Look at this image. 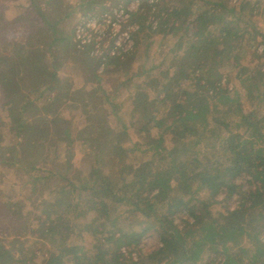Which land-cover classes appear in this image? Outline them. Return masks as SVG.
I'll use <instances>...</instances> for the list:
<instances>
[{"label":"trees","instance_id":"1","mask_svg":"<svg viewBox=\"0 0 264 264\" xmlns=\"http://www.w3.org/2000/svg\"><path fill=\"white\" fill-rule=\"evenodd\" d=\"M79 1L70 5L68 0H46L45 5L53 12L49 15L40 11L39 3L29 0L28 4L34 6L28 8H35L36 13L33 18L26 13L18 21L23 30L18 32L19 38L10 36L8 26L12 22L6 20L0 7V110L7 119L0 123L2 131L11 133V139L5 141L0 135V188L9 186L14 170L27 172L25 185L44 180L47 175L50 182L45 188L53 205L45 211L47 223L41 220L36 227L33 225V217L41 214L39 207L32 210L36 214H29L28 228L37 232L40 240L25 259L21 257L23 251H13L12 241L4 244L23 210L14 207L16 201L12 198L0 200V234H5L0 237V264L38 260L36 248L42 249L39 264H264V111H245L236 90H226L218 101L210 102L201 86L206 64L218 73L229 60L230 68L237 70L255 96L264 99L263 86L259 85L264 79V54L258 53L251 42L262 32L248 30L255 25L244 20L249 12L247 16L242 13L246 9L242 2L250 7V0L230 6L226 0H195L188 5H197L190 24L183 26L192 36L188 56L162 72L164 83L158 84L153 78L141 83L155 85L153 110H167L171 119L167 131L175 141L167 147L162 136L148 135L141 140V133L140 141L131 148H122V139H114L117 132L105 125L98 111L103 103L96 106V113L85 109L84 125L74 133L73 122L62 107L77 102L83 90L75 87L74 80L57 75L60 62L56 50L60 46L64 58H73L79 74L103 63L104 70L115 76L114 70L120 72L125 63L119 53L107 55L102 62L101 57L92 55L93 41L81 44L74 39L78 9L92 10L99 2ZM158 4L159 0L156 15L160 12ZM188 6L183 10L187 11ZM12 21L17 22L15 18ZM134 25L133 32L141 40L157 33L160 26L153 21ZM40 38H48L45 47ZM236 38L240 41L234 44ZM244 58L246 65H241ZM31 71L40 76L49 72L52 86L45 87V92L38 91L39 80L33 78V73L28 77ZM145 72L141 66L140 74ZM186 82L193 88L184 89ZM142 85L137 86L141 89ZM211 87L220 92L219 87ZM109 103L121 106L114 99ZM32 108L38 111L30 116ZM153 112L152 121L158 118ZM139 115L129 122L141 124L144 111ZM155 126L161 127L162 121L157 119ZM141 130L135 127L136 132ZM118 134L126 135L125 129ZM77 148L87 160L83 169L71 162ZM130 153L135 161L124 163ZM74 195L78 203L90 208L89 218L77 233L83 241L73 249L76 243L65 236L61 216L70 214L67 209L75 202ZM106 200L127 207L120 215H113ZM229 201H233L230 206ZM136 214L157 232L161 244L157 251L142 258L131 255L146 229L140 225L134 229L129 220ZM67 224V231L73 229ZM84 233L90 241L84 240ZM113 238L118 243L109 250L107 244ZM15 254L19 260L14 259Z\"/></svg>","mask_w":264,"mask_h":264},{"label":"rangeland","instance_id":"2","mask_svg":"<svg viewBox=\"0 0 264 264\" xmlns=\"http://www.w3.org/2000/svg\"><path fill=\"white\" fill-rule=\"evenodd\" d=\"M33 1L39 3L38 7L40 8V11L49 13V15L53 14V12L48 10L50 7L45 5L46 0ZM97 1H99L98 5L92 10L83 12L84 10L81 8L78 9V12L75 15L78 19V22H76L75 33L82 38L81 42L84 41L83 37H85L86 40L94 39L95 42L92 47V55L95 58L101 57L103 62L107 55L111 56L119 53L123 56L125 63L121 66L120 72L118 70H114V72H116L115 76L111 75L113 73L109 74L106 70H104L103 63L95 68L94 66H91L88 70H83V74H79V71L73 64V58H64V55L60 53L61 46L60 49L56 50V59L60 62V65L56 68L57 75L65 80H74L75 87L82 88L83 90L82 95H80L79 99H77L78 101L76 100L77 102L64 103L62 106L69 119L73 122V133L77 132V130L84 125L83 113L85 109L96 113V106H101V103H103L102 109L100 107L98 111L100 110L99 112L104 117V121L107 123L105 125H109V127L117 132L114 139H116V137L117 141L122 139L123 142H120V146L122 148H131L134 143L140 141L141 133V140L146 139L148 135L153 138L160 135L163 137L165 146L170 147L174 143L175 137L167 131V125L171 122V119L167 117L168 112L167 110L162 112L163 109L153 110L156 96L154 90L155 85L147 84L146 86H143L141 83L142 81H148L152 78L157 80L158 84L164 83L165 79L161 76L162 72L166 69L175 67L178 62L183 61L188 56L187 48L192 41V36L190 32L183 29V26L189 25L194 17L193 13L194 11L196 12L197 5H188L195 0H159L158 7L161 10V12H159L161 18L158 17V14L156 15L151 11L148 4L144 0H140V2H138V0ZM226 1L228 6H230L229 4H239L241 0ZM28 2L29 0L1 1V11H3V14L6 15V20L12 22L8 28H11L10 34L12 35L10 36L14 38H19L20 35H18V32L23 31L19 26L18 21L23 18L26 13L31 18H33L36 13L35 8H28L34 6L32 4H28ZM79 2V0H68L70 5H76ZM250 2V7L245 5L246 2H242V7L246 8L245 12L243 10L242 13L244 16L247 14L246 12H249L247 14L248 16L246 15L247 17L244 18V20H251L255 25V28L249 27L248 30L252 29L253 31L262 32L261 36H256L251 42L256 45L258 53L264 54V0H250ZM186 6H188L186 9L187 11H184L183 9ZM80 12H83L84 17H82ZM185 12L187 14H185ZM88 15L89 18H85ZM102 15L107 16L103 19L101 17ZM155 16L156 18L152 19ZM165 17H167V19L166 21H163ZM14 18L17 22L12 21ZM138 21L144 23L153 21L156 27L160 24L158 32L154 35L143 37L141 40V36L133 32V30L136 29V25L134 24ZM245 24L248 23H240V25ZM98 28L102 32L101 35H98L95 32ZM126 32H128L129 41L124 35ZM8 33L9 32L6 33V39L9 37ZM45 41L48 43V38L41 39L40 41V44H42L43 47H45ZM238 41H240V38H236L234 44L238 43ZM246 61V58L242 59L240 61L241 65H246ZM93 65H95V62H93ZM141 66L145 68V74H140ZM122 67L125 68L124 71L122 70ZM203 68L204 72L202 75L204 78L201 81V86L202 90L207 93L210 102L218 101L220 95L224 94L226 90H236L240 94L242 106L245 111H250L252 109L256 113L258 111H264V99L259 100L255 96L256 93H253L247 87V83L242 81L236 74L237 70L230 68L229 60L224 61V66L220 68L218 73L213 72L209 63ZM33 71L35 72L36 70ZM33 71L29 73L28 77L34 76L33 78H37L39 80L38 83L40 88L38 91L41 90L45 92V90H43L45 87L52 86L49 84V82H51L49 72H44L42 76H40L37 75V72L33 73ZM218 80L219 84H217L218 82L216 83ZM64 83L65 82H63V84ZM60 85L62 86V84ZM137 85H142V88L140 89ZM213 85L219 87L220 92H216L211 87ZM259 85L263 86L262 90H264V79ZM183 86L184 89L193 88V86L191 87L190 82L184 83ZM38 91L36 93H38ZM55 92L56 91H54V94ZM50 97H53V93L50 94ZM111 99L120 103L121 106L117 108L113 105V103L110 105L109 101ZM149 101H151V103H148ZM148 104H150L149 107H147ZM37 111V108H32L30 110V116H33ZM143 111L145 117L142 118L141 124H137L136 122L132 125L129 122L130 119L140 117L139 113L141 112L143 115ZM152 112L156 117H158L154 121L150 120ZM157 119L162 121L161 127L155 126ZM0 120H4L5 122L7 121L1 110ZM135 127L142 129L141 132H136ZM122 128L125 129L126 135L118 134V131H123ZM4 132H6L7 135ZM51 132L52 129L50 133ZM10 134L11 133L7 129H4L3 131L1 130L0 123V135H3L4 141L11 139V137L8 136ZM41 137L44 141L47 140L46 136ZM82 152L83 151H81L80 148H77L75 150V159H71V162H76L75 168L77 169H83L84 162L87 161ZM26 156V162L28 163V154H26ZM125 159L127 162L124 163L135 161L131 153ZM13 172L14 174H9V178H12V180L9 181V186L6 188L2 186L0 188L2 189V191H0V197L2 199L0 200L5 201L8 199L7 201H9V199L12 198V201H16L14 207L22 208L23 215L22 218L14 223V226L12 225L10 234L11 238L6 240V242H3L7 245L9 241H12L14 247L13 251H23L21 257L28 259V256L32 255V249L39 246L38 243L40 240L37 232L34 233V231L32 232L30 230V227L28 228V217L29 214H36L37 211L35 210V212H32V210H34L35 207H39L41 214L39 217H33V225L36 227L41 220H43L44 223H47L45 211L51 207L53 208L52 202L48 198L45 188L46 183L48 181L50 182V178L45 175L44 180H35L25 185V181L28 180V175H26L27 172H22L19 169L14 170ZM200 195L201 197H204L205 193L201 192ZM26 196L28 197L27 200L21 201V199ZM74 196L76 197L75 202L67 209V211H70V214H67L65 217L61 216V219H64L63 223L66 225L64 230L65 236H68L71 238V241L76 243L75 245H72L73 249L76 247L78 242L83 241V237H78L77 233L83 227V222L89 218L87 211L90 208L84 203H78V197L76 195ZM105 203L109 205V209L112 210L113 215H120L124 211V207H127H122L109 200H106ZM228 204L229 206L232 205L233 201H229ZM24 213L26 214L24 215ZM129 221L132 225H134L135 230L138 228V225L146 228L143 235L139 237V242L136 246H134V250L131 255L134 258H142V256L145 257L157 251L161 246L157 232L148 223L143 222L142 217L138 214L134 215ZM30 222L32 223L31 220ZM18 223L20 224L18 225ZM67 223H69L73 229L67 231ZM256 224L258 223H253V226ZM29 231L32 235L29 234ZM83 235L86 242L90 241L89 235L86 233ZM4 236L5 234H0V237ZM33 241L36 243L33 244ZM117 243L118 239L113 238L112 241L107 244V247L109 250H114ZM132 247L133 246H130V249ZM120 251L123 252L122 247L120 248ZM41 252L42 249L37 250L36 248L34 250V255L36 257L38 256V260L40 259L39 254ZM127 253L128 252L126 250L125 254ZM14 259H20L18 254H15ZM38 260L26 261V264H39ZM14 264H20V262H16Z\"/></svg>","mask_w":264,"mask_h":264},{"label":"built area","instance_id":"3","mask_svg":"<svg viewBox=\"0 0 264 264\" xmlns=\"http://www.w3.org/2000/svg\"><path fill=\"white\" fill-rule=\"evenodd\" d=\"M142 1V0H141ZM147 4H148V6H149V8L151 9V11L153 12V13H157L158 11H157V9H155V6H157V3H158V0H144ZM138 2H140V0H138ZM138 4V3H137ZM135 12V11H134ZM160 12H161V10H160ZM127 14V13H126ZM159 14V13H158ZM128 15V14H127ZM107 15H102L101 17L104 19L105 17H106ZM85 18H89V15L88 16H86ZM99 20V19H98ZM101 21V20H100ZM75 32H76V30H75ZM95 32L98 34V35H101V31H100V29L98 28V29H96L95 30ZM125 37L128 39V41H129V35H128V32H126L125 34ZM83 39H84V41L83 42H81L82 41V38L79 36V35H77L76 33H75V40L76 41H80V43L81 44H83V43H86V42H95L94 41V39L93 40H86L85 39V37H83Z\"/></svg>","mask_w":264,"mask_h":264}]
</instances>
